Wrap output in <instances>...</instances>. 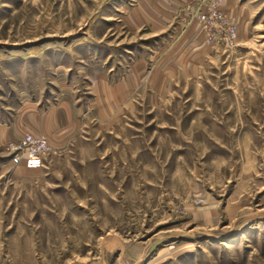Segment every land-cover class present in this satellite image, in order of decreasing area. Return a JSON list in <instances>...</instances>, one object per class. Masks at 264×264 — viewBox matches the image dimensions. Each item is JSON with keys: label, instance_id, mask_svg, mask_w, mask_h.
<instances>
[{"label": "rangeland", "instance_id": "rangeland-1", "mask_svg": "<svg viewBox=\"0 0 264 264\" xmlns=\"http://www.w3.org/2000/svg\"><path fill=\"white\" fill-rule=\"evenodd\" d=\"M0 264H264V0H0Z\"/></svg>", "mask_w": 264, "mask_h": 264}, {"label": "built area", "instance_id": "built-area-1", "mask_svg": "<svg viewBox=\"0 0 264 264\" xmlns=\"http://www.w3.org/2000/svg\"><path fill=\"white\" fill-rule=\"evenodd\" d=\"M203 19V18H202ZM202 22H206L202 20ZM226 34H223L222 40L225 44L232 45L236 40V32L227 28ZM206 42H210L211 36ZM7 151L11 155V164L19 165L21 162L28 164L39 163L51 151L48 140L41 136L35 135L31 132H25L16 144H9Z\"/></svg>", "mask_w": 264, "mask_h": 264}, {"label": "crops", "instance_id": "crops-1", "mask_svg": "<svg viewBox=\"0 0 264 264\" xmlns=\"http://www.w3.org/2000/svg\"><path fill=\"white\" fill-rule=\"evenodd\" d=\"M160 77L162 78L161 79V83H160V84H162L161 86H163L165 88L166 86L170 85V81H171L170 80V78H171L170 76H167L165 74V75H160ZM123 91H124V89H123ZM55 119L56 118L53 115H51L50 118H49V121H50L49 125H48L49 126V132L57 133V132L62 131L64 128H66V127H64V128L60 127L58 121L55 120ZM65 120L69 121L68 114H67Z\"/></svg>", "mask_w": 264, "mask_h": 264}]
</instances>
